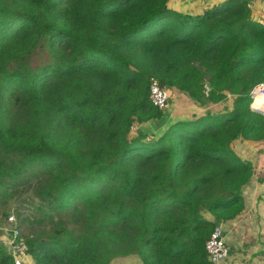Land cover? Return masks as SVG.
Segmentation results:
<instances>
[{"label": "trees", "instance_id": "obj_1", "mask_svg": "<svg viewBox=\"0 0 264 264\" xmlns=\"http://www.w3.org/2000/svg\"><path fill=\"white\" fill-rule=\"evenodd\" d=\"M168 3L0 0V234L27 221L35 264H213L206 242L245 210L257 166L237 143L264 147V24L249 0ZM0 264H15L1 240Z\"/></svg>", "mask_w": 264, "mask_h": 264}, {"label": "crops", "instance_id": "obj_2", "mask_svg": "<svg viewBox=\"0 0 264 264\" xmlns=\"http://www.w3.org/2000/svg\"><path fill=\"white\" fill-rule=\"evenodd\" d=\"M224 1L169 0L168 5L179 12L200 14ZM248 4H251V17L264 24V0H249ZM173 98L176 113V110L182 109V102L186 99L179 93ZM185 110L191 112L193 109ZM258 178L255 173L253 183L244 191L246 208L243 213L233 220L221 222L230 248L229 256L223 264H264V181L259 183L260 187H256Z\"/></svg>", "mask_w": 264, "mask_h": 264}, {"label": "built area", "instance_id": "obj_3", "mask_svg": "<svg viewBox=\"0 0 264 264\" xmlns=\"http://www.w3.org/2000/svg\"><path fill=\"white\" fill-rule=\"evenodd\" d=\"M251 7V4H248ZM209 86H206V92H208ZM258 93H264V81L254 87L252 91V97ZM150 100L158 107L160 110L167 111L170 107V96L168 90L165 86H162L158 79L152 78L150 86ZM253 104V103H252ZM254 111V110H253ZM255 113V112H254ZM256 115V113H255ZM258 118V116L256 115ZM9 221L14 222L12 227L6 228L9 230L7 233V249L13 257L15 264H35V261L31 254L25 240L21 237V231L19 228V222L17 217L13 214L9 216ZM9 235V236H8ZM206 250L210 261L213 264H223V262L228 258L230 253V248L228 242L224 237V229L222 223L217 225L211 234V237L206 242ZM56 264V263H50Z\"/></svg>", "mask_w": 264, "mask_h": 264}, {"label": "rangeland", "instance_id": "obj_4", "mask_svg": "<svg viewBox=\"0 0 264 264\" xmlns=\"http://www.w3.org/2000/svg\"><path fill=\"white\" fill-rule=\"evenodd\" d=\"M38 61H43V56H37ZM262 100V99H261ZM264 101V100H263ZM254 102V101H253ZM229 103L231 104V100H229ZM262 107V106H260ZM264 109V107H262ZM261 111V110H260ZM263 112V111H262ZM264 114V112H263ZM155 127L158 129L161 127V123H155ZM237 150L239 154L245 158V159H251L256 164V175L259 177V182L256 184V187H260L259 183H261V179L264 178V147L259 148L257 145H255L252 142H238L237 143ZM37 202V200L33 197L31 193H25L22 195L16 196L11 202V210L17 211L20 216L19 218H27L30 217L33 218V215H35V212L33 210L34 204ZM15 217L16 213H12ZM19 222V219H18ZM20 223V222H19ZM38 225L34 224L33 228H37ZM10 226H8L9 228ZM7 228V229H8ZM20 231L22 233L29 232L31 229V225H28L27 221L23 222V224H19ZM6 228H3L2 233L0 234V240L3 242V244H7L8 238L7 233L9 230H5ZM9 236V235H8ZM111 264H142L141 261L137 256H131V257H119L115 258Z\"/></svg>", "mask_w": 264, "mask_h": 264}, {"label": "bare ground", "instance_id": "obj_5", "mask_svg": "<svg viewBox=\"0 0 264 264\" xmlns=\"http://www.w3.org/2000/svg\"><path fill=\"white\" fill-rule=\"evenodd\" d=\"M256 97H257V95H256ZM254 99H255V97H254ZM261 99H262V101L264 100V93H261ZM252 109L257 111V112L263 113L262 111L258 110L257 108L253 107Z\"/></svg>", "mask_w": 264, "mask_h": 264}, {"label": "water", "instance_id": "obj_6", "mask_svg": "<svg viewBox=\"0 0 264 264\" xmlns=\"http://www.w3.org/2000/svg\"><path fill=\"white\" fill-rule=\"evenodd\" d=\"M251 108H253V104H252V107ZM220 223H218V225H219Z\"/></svg>", "mask_w": 264, "mask_h": 264}]
</instances>
